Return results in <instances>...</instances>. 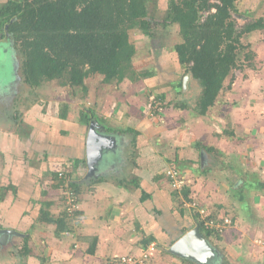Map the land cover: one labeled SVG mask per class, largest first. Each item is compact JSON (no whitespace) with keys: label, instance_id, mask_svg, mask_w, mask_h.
I'll return each instance as SVG.
<instances>
[{"label":"rangeland","instance_id":"obj_1","mask_svg":"<svg viewBox=\"0 0 264 264\" xmlns=\"http://www.w3.org/2000/svg\"><path fill=\"white\" fill-rule=\"evenodd\" d=\"M6 1L7 0H0V4ZM167 1L168 0H151L149 4L150 14L156 18H162L165 14ZM236 7L237 12L235 13V16L240 19V22L245 23V21H248L250 18L256 20L260 17L264 18V0H247V2L244 3L239 1ZM131 39L132 41L134 40L138 48L135 58L136 69L139 71H155V79H153L152 75L144 78L146 81L143 84L144 86L141 88L142 92L146 90V95H150V97L147 95V100L152 101L154 99L157 102H161L158 101L156 95L165 93L166 98L164 102H161L164 109L161 108L162 110L158 112L161 113L163 111V113H166V111H168V113H170V120H174L184 115L181 120L182 123L185 124L189 121V116H198L194 122L192 119L189 121L191 123L190 127H187L185 131L186 137L184 134L180 135L179 129L176 128L177 124L175 122L172 123V126H174L173 133L175 140L177 139V141H182L181 139H183L185 146V143H187L186 147L190 145L189 141L194 137L191 135L196 131L198 132L197 135H199L201 133H206L209 130L219 131L221 129L223 131L224 126H226V129L229 127L227 120L222 119V117L219 118L220 116L216 115V113L222 112L225 103L234 107L241 105V112L244 114L247 113L248 116L254 113L256 108L254 99H256V95L260 94L262 89L264 90V30L255 32L249 37L244 38V41L247 44H251L252 46L250 48L253 49L257 54L255 57V68L253 69L251 67L249 68L248 66H244L242 69H237L234 74L235 80L232 90L221 93L217 99L215 107H213V112L204 116L196 115L194 111L197 98L199 97L201 91V86L197 80L191 77L188 81L187 88H182L180 91H177L176 89L181 88L178 85V82L181 80L183 81L185 75L189 73H186L184 68L179 67L177 64V55L174 50V45L180 41L177 30L174 28L164 29L162 26H159L156 29V36L154 37H146L137 31V33L131 32ZM247 49L245 48L244 51H247ZM243 54L244 52L239 55V58L242 61H244ZM18 58L20 57L15 55L11 42L7 38H2L0 33V187H3L1 189V192H3L1 194L3 195L0 197V223H4L2 224L3 226H9L11 224L15 226L19 225L20 228H22L21 230L25 231L26 234L31 236L22 242L24 246H22L20 249H23L24 247L30 249L31 246L34 252L37 253V251L43 248L47 243V236L37 232V230H41L43 227L36 226L34 223L40 218V208L41 205H43V199H45V195L42 194V189L45 186L47 187L49 183L48 174L43 172L47 169H43L41 166V160L45 162L46 156L48 155V129L52 128V131L55 133H49V140L55 141V144L58 146L66 144L67 141L61 131L66 129L69 123L72 122L73 117H79V109L82 107L93 108L95 106V108L97 107L95 110L98 111L97 113L102 119L104 118L102 113H104L106 117H109V112L106 110L109 108H104L108 104L107 97L112 94L115 96V93H119V90L124 89V86L128 89H131V86L128 84L130 80H127L120 85H106L102 82V76L96 74L85 80L86 86L88 87V91L86 93H84L82 89L79 88L75 89V92L72 93L71 89L59 85L56 81L44 83L42 86L32 89L24 82L23 76L18 71V67L20 65V59ZM244 63L245 61L243 64ZM144 79L141 78L140 80ZM135 96H138V94L135 93ZM247 97H249V100L252 103L247 101ZM232 99H235L236 103L231 102L230 100ZM183 103H185L187 107H181ZM257 104H264V102L262 101ZM125 106L126 105L123 104V108ZM171 109L174 111H171ZM231 113L233 121H238L236 117L239 114H235L230 110L229 114L231 115ZM101 118L100 120H102ZM158 118L160 119V117ZM215 120H218V123H216ZM120 121L122 122V119ZM229 121H232L230 117ZM204 125L207 126L205 127ZM236 125L237 124L234 122L235 130H238V126ZM121 127L122 126L119 128ZM229 129H232V127ZM96 131L100 134L104 132L103 129L97 128ZM221 134H225L224 131L221 132ZM32 135L33 140L30 139ZM110 135L112 136V134ZM117 135L113 134L116 139V148L113 150L114 144H112L111 148H108L111 154L106 153V156L110 157L109 159L105 157V160L108 161L107 163L111 161L112 151H115V155H117L119 158L121 155L123 156V152L125 151L121 150V139L123 142V137H121L119 134ZM226 136L229 137V135ZM152 145H155V142L152 141ZM192 146L193 148H196V153H190V150L182 151V154L184 155L193 156V158L190 159L192 162L189 164L191 170L188 167L183 168V161H181L180 158L174 160V154H171L172 157H170L171 155H167V162L162 159L161 162L156 164L157 161L153 159L154 155L151 154V157H149V150L147 151L146 155L143 154V156H140L137 152L138 149L135 151H133L132 147L128 149V153L131 152L129 153V156L131 155L133 158L130 157L129 165L131 166L127 167L128 169L125 173L127 178L124 182H127L128 186L131 187L129 184L130 180L138 178H146L147 180L148 178L149 181H146L144 189L147 192L154 193L155 196H157V188L159 187L161 194L154 199L149 198L142 202L140 200L141 191L139 189L132 188L133 191L132 189H128L126 195H121L119 200H123V202H125L127 209L129 207V214L131 212L132 214L136 212L140 215V218L146 217L142 214L143 210L150 214V218L148 219H150V227H153L151 232L155 234L159 243L157 246L156 255L161 254L173 256V254L169 252V248L177 240L176 236L179 235L178 230L176 231V227H193L195 225L193 216L194 213H197L196 210L198 207H207V215L216 216V220H218L219 217H222L221 215H226L225 217L220 218L221 220L218 221H223L221 223L225 225H221L224 227V234L227 236L231 235L233 241L235 240L234 238H236L234 237L235 233L239 230H242L243 228V225L238 226L239 222H242L237 220L239 211L241 213L243 212L242 215H239L240 217L250 219V217L253 216H251V212H245L242 207L243 201L240 197L242 194H248L246 191L248 188H244L242 185L243 182H241L242 180L238 179L239 175L235 176L241 171L244 175L246 174L245 172H248L252 168H247L246 171H244L243 164L241 165L239 158L234 160L230 155H215V151L210 153L212 156H214L213 158H215L216 161L214 164H212L210 163L211 155L207 154V149H203L202 147L199 149L195 142H193ZM170 148L172 149V146ZM156 149H159V146H156ZM166 149V151H168L169 148ZM159 150L161 151L159 154H167L171 151L170 150L166 152L165 148H161ZM228 151L230 152V150ZM44 153H46V155L42 156ZM50 157L51 156L49 155L47 161H53V164H51L48 169L53 167V169L60 170L59 168H61V171H63V169H67L66 171L71 172L68 170V168H66L65 164H59L60 161L65 160L67 157L57 158L55 160ZM37 160H40V163L38 165H33L34 163H38ZM137 162L140 163L141 166L140 169H137L139 172L133 171V173H131V169L134 168V170H136V167H138ZM70 165H72L71 162ZM168 166H178V169L183 171L186 178L185 183L190 186L191 193L189 196L193 199L192 201L183 200L182 198L184 195L181 191H179L181 192L180 199H177L175 196H173V191H175V189L171 186L170 181L164 174V171H162ZM208 168H213L216 171L212 170L214 171L212 173H217L219 175H221L222 172L218 171H225L227 173L225 178L228 179L229 182L227 180L225 184H220L216 187V189H214L217 184L206 181V179L203 177L204 174L202 171H205V169ZM50 174L52 176V173ZM156 175H160L161 177L156 180ZM82 177L87 178V175ZM229 177H235L234 185L233 183L231 184L233 179H229ZM254 178L255 177L251 174L248 176V178H246V180H252ZM188 180H190L189 184ZM113 182L116 183V181ZM249 182L250 181H248V183ZM9 185L15 186L17 193H14L12 189H4V187ZM95 186L92 185L88 191H86L81 196V198H89L92 202L95 199H98L96 201L101 200L97 202L101 206H106L110 201H113L109 200L110 194L109 197L108 195H104L102 190L101 192L97 191L99 188H95ZM192 187H194L193 190L191 189ZM134 189L137 190L136 193ZM63 192L68 194V190ZM63 192L62 190L57 192L58 194L56 195V200L54 201H59V204L57 207L54 206V208L51 209L52 212L54 210V213H60L69 207L71 209L74 207L81 209L80 203L82 201L73 206V199L67 198V200H64L62 198ZM256 192H258V190H256ZM133 193L135 196H133ZM200 193H204V197H200L199 199ZM246 200L247 199L245 198L244 202ZM192 202H196V208L190 205ZM218 203H222L223 207L222 204L221 206H217ZM165 206L169 208L171 207L172 212H167L166 209L168 208ZM8 207L11 209L9 214L8 211H6L8 210ZM162 207L165 213L157 212L162 210ZM225 208H227V211H224ZM180 209L183 210L182 213ZM123 213L125 212L123 211ZM132 214L131 216L127 215L129 218L125 217V219L128 221L125 222L128 224V229H131V226L133 227L132 220H135L136 218V215L134 216ZM233 216L235 217L234 220ZM158 218H160V221H157ZM84 219L85 218L81 216L77 218V220L76 218L73 219V222L71 221V223L75 225V228L80 227V225L81 227H85V225L88 223L83 222ZM225 219H228V222H225ZM231 228H234V230H230ZM53 229L55 231V227ZM135 229V232L139 235L136 226ZM16 230H19V228ZM120 231H122V229H119L116 232L119 233ZM75 234L74 232L69 231L66 232L65 235L72 239L74 238ZM253 238H249L251 241L247 237V240H245V237L237 238L239 243H243L241 247L242 251L250 249V253H247L249 255H253L256 252H254V249H256V241L254 242L255 238ZM143 239L144 238L142 237L137 239L138 243L139 240L140 243H143ZM209 241H212L210 243H212V245L215 247L217 241L214 238H210ZM238 241L235 242L237 243ZM261 247L263 246L261 245ZM231 248V246L226 250L221 248L220 256L223 260L220 261L221 264L252 263L246 261V258L244 260H235L233 255H236L237 251L232 250ZM155 250L156 249H154V251ZM260 250L262 249L257 248V251ZM3 252V250H0V264H27L26 258H21L22 254L13 256V254L4 253L2 255L1 253ZM231 260L234 261V263H232ZM46 263L41 262V264ZM103 264H107V262H104Z\"/></svg>","mask_w":264,"mask_h":264},{"label":"trees","instance_id":"obj_2","mask_svg":"<svg viewBox=\"0 0 264 264\" xmlns=\"http://www.w3.org/2000/svg\"><path fill=\"white\" fill-rule=\"evenodd\" d=\"M239 1L168 0L164 16L156 18L150 14L151 0H7L0 4V33L2 38L11 42L15 55L20 57L18 71L30 88L35 89L44 83L56 81L71 89L72 93L78 88L86 93L88 87L85 80L92 75L102 76V82L106 85H120L127 80L134 83L141 78L154 76L155 71L136 69L138 48L131 39V32L138 31L146 37H154L159 26L164 29L174 28L180 38L174 45L177 63L186 73L191 72L192 78L199 82L201 91L194 111L196 115L204 116L213 109L221 93L232 90L237 69L244 66L255 68L257 54L244 38L264 30V18H250L245 23L240 22L235 16ZM245 48L249 50L244 51ZM242 52L244 64L239 58ZM178 85L181 88L176 89L180 91L183 81L178 82ZM156 98L164 102L166 94L160 93ZM161 102L153 99L151 104L161 107ZM182 106L187 107L185 103ZM100 118L92 107L79 109L81 124L90 126L95 121L100 126L98 129L105 128L104 131L108 133L128 134L131 144H136L137 130L131 127H111ZM196 145L207 150L214 149L200 141ZM71 162L74 170L81 169L80 172L75 175L63 169L56 171L53 178L57 188L62 192L68 190L69 195L63 192L62 198L73 199L72 205L75 206L81 202L85 191L108 177L101 175L98 178H83L88 170L87 162L81 158H71ZM191 162L190 159H184L183 168H190ZM173 167L178 169V166ZM160 177L158 175L156 179ZM87 180L90 184H87ZM124 180L126 177H122L119 184H124ZM129 182L141 188L142 202L152 198V193L142 188L138 179ZM254 184L246 181L243 186L253 187ZM2 188L0 197L3 195ZM4 189H12L17 193L13 185ZM181 192L183 200H193L189 196L191 190L188 185ZM181 192L175 190L173 196L180 199ZM50 204L48 202L43 205L38 220L54 224L57 235L63 231H73L75 225L71 221L75 218L77 220L84 212L69 207L63 213L50 215L45 210ZM180 211L183 212L182 209ZM157 212L162 213V210ZM211 217L214 216L209 215L203 219L198 212L193 216L208 240L221 238L218 229L206 226V220ZM190 228L182 226L179 236ZM153 242L158 241L152 233L144 237L142 245L148 247ZM96 245L97 237L92 240L87 252L93 254ZM25 249L28 252L30 250Z\"/></svg>","mask_w":264,"mask_h":264},{"label":"crops","instance_id":"obj_3","mask_svg":"<svg viewBox=\"0 0 264 264\" xmlns=\"http://www.w3.org/2000/svg\"><path fill=\"white\" fill-rule=\"evenodd\" d=\"M240 2L244 3L247 2V0H240ZM260 31L263 30L261 29L256 32H260ZM178 66L180 67L179 64ZM153 79H155V75L153 76ZM145 81H146L145 79L136 81L134 83L129 81L128 84H130L129 86H131L132 90L124 86V89L119 90V93L116 92L115 96L113 94L109 95L107 97L108 104L104 108H109L106 110L109 112L110 116L106 117V115L102 113V116L104 118L101 119L108 126L116 127V128H119L120 126H122L121 128L131 127L138 131L137 142L135 145L131 144L130 142L131 137L128 134L126 135V134L111 133V132H109L108 134V132L106 131H104L105 134L104 132L102 133L108 138L113 137L115 139L113 134L114 135L119 134L121 137H123V142L121 139V150L123 151L125 150L123 152V156L121 155L119 158L117 155H115L116 154L115 151H112L111 161L107 163L108 161L105 159L106 158L109 159L110 157L106 156V153L109 154L111 153L110 150L105 149L103 151L104 154L102 153V158L98 161L99 170L96 178H98L101 175L103 176L106 175L108 179L95 184L96 186L93 185L95 186V188H99L97 191L101 192L102 190L104 195L106 196L108 195L109 197L110 194L109 200H113V201H110L106 206L103 205L104 206L103 207L99 203H97L101 200L96 201L98 199H95L92 202L89 198L82 199L81 200L82 202L80 203V208L84 212L82 215L85 218L83 222H86L88 224H86L85 227L83 226L81 227L80 225V227L75 228L74 231L72 232L76 234L72 239L67 235H65L66 232L69 231H63L59 235H57L56 230L54 231L53 229L55 227L54 224L41 222L37 220L34 223V225L43 227V229L37 230V232L45 234L47 236V243L43 248L37 251V253L34 252L31 246L29 252L25 249V247L23 249H20L22 248V246H24L22 242L25 241V239L30 238L31 236L29 234H26L25 231L21 230L22 228H20L19 225L16 226L13 224L9 226L1 225L0 231L4 229H13L18 232V234L10 235L6 243L0 244V250L4 251L3 253H1L2 255L4 253L13 254V256L17 254H22L21 258L25 257L27 260V264H41V262H45V263L47 262L46 264H103L104 262H107V264H121L119 263V260L122 256L139 254L143 249H147L150 247L152 255H150V258L146 262V264H199L194 260L188 258H182L174 254L173 256L161 255V254L156 255L157 246L159 245L158 242H153L148 247H144V245H141L142 243H140V240L138 243L137 239L141 237L144 238L152 234L151 231L153 227H150V223H149L150 219H148L150 218V214H148V212H145L144 210L142 211V214L146 217L140 218V215L137 214L136 212L133 214L131 212L129 214L130 212L129 207L127 209V207L125 206V202H123V200H119L120 196L126 195L128 189L131 190L132 188H136L141 191V188L139 187L137 188L134 184L132 185V183L130 182L129 184L131 185V187L128 186L127 182H124V184L123 183L119 184V183L121 182L122 177L127 178V175H125V173L128 169L127 167L131 166L129 165L130 157H131V155L129 156V153L131 152L128 153L129 148L132 147L133 151L138 149L137 152L140 156L141 155L143 156V154L146 155L147 151L149 150L150 154L148 153V155L149 157H151V154L154 155L152 156L153 159L157 161L156 164L161 162L162 159H164V161L167 162L168 160L167 155H171V154H174V158H173L174 160L180 158L181 161H183L184 159H192L193 156L184 155L182 154V151L190 150V153L191 152L196 153L197 152V150H195L196 148H193L192 146L193 142L197 143V141L201 139L202 140V141L200 140L201 143L203 142V144H205V140H206L205 145H207V147L209 146L214 148L212 150H208L207 154L211 155L210 153H213L215 151L216 153L215 155H220V156L230 155L233 157L234 160H236L237 158L240 159L239 162L241 163V165L243 164L244 171H246L247 168H252L248 172H245L246 174L244 175L242 171L240 173L238 172L235 175V176L239 175L238 179L242 180L241 181L243 182L242 185L246 181L247 182L252 181L256 183L252 188L245 186L244 188L246 189L248 188L246 190L248 194L246 193L245 195L242 194L240 196L241 200L243 201L242 202L243 209L247 213L251 212V216L252 215L253 216L250 217V219L245 217H240L239 215H242L243 212L241 213L239 211L237 220L242 222H239L238 226L243 225L242 227L244 228V230L242 228V230L236 232L235 235L233 234L234 237H236L234 238L235 239L234 241L232 240L231 235L227 236L224 234L225 230L221 232L222 234L221 238L213 237L217 241L215 247L212 245L216 250L217 256L209 264H218V263L221 264L220 261H223L221 259L222 257L220 256L221 248L222 249L224 248L226 250L230 246L232 247L231 248L232 250L237 251V254L233 255L235 260L237 261L240 259L244 260L246 258L245 260L248 262H252L251 264H264V244L260 243L261 241L264 242V104H260V105L257 104L262 101L264 102V90L262 89L260 94L256 95V99H254L256 108L252 115L248 116L247 113L245 114L242 113L240 110L241 105L238 107L237 106L234 107V106H229L225 103L222 112L216 113V115L220 116L219 118L222 117V119L227 120V124H229V127L227 129L226 126H224L223 128L225 134H221V132H223L221 129L219 131L209 130L208 132L201 133L199 135H197L198 132L196 131L194 133L195 135L194 134L191 135L194 137L189 141L190 145L186 147L187 143H185L186 144L185 146L183 143L184 142L183 139H181L182 141H177V139L175 140L173 133L174 126H172V123L175 122L177 124L176 128L179 129L180 135L183 134L185 135V131L187 127H190L191 122L189 121L192 119L194 122L198 118V116L193 117L188 115L190 117L188 118L189 121L183 124L181 118H183L184 115L174 120H170L169 118L170 113H168V111H166V113L165 112L163 113V111L161 113L156 112L155 114L151 115L152 107H155L156 104L152 106L151 101L147 100L148 99L147 95L149 97L150 95L149 94L146 95V90L144 92L141 91V88L142 86H144L143 84ZM135 93H137L138 96H135ZM247 98H248L247 101L249 103H252L249 100V97ZM230 101L236 103L235 99L234 100L232 99ZM123 104L126 105L124 108H123ZM93 108L94 110L97 109V107L95 108V106ZM161 108L164 109V107L161 106L160 110H162ZM213 109L209 114L213 112ZM230 110L235 114H239L236 117L238 121L235 120L233 121L232 113L231 115L229 114ZM95 111L98 112L97 110ZM171 111L174 110L171 109ZM97 115L99 114L97 113ZM158 117H160V119ZM229 117L232 119V121H229ZM119 118L122 119V122L120 121L121 119ZM215 122L218 123V120H215ZM234 122L237 124L236 126H238L237 127L238 130H235ZM204 126L206 127L207 125ZM230 127H232V129H229ZM96 128L97 129L100 128L97 122H96ZM102 129L105 130V128ZM89 131H90V126L81 124L79 121V117L76 118V116L72 118V122L69 123L66 129L64 131H61V133L63 134V136H65V139L67 141L66 144H63L62 146L56 145L55 141L49 140V133L55 134L52 131V128L48 129L47 131L48 133L47 145L49 146L48 155L46 156L45 162L41 160L42 162L41 166L43 169H47L44 170L43 172L48 174L49 183L51 184L48 183V186L47 187L45 186L42 189V194L45 195V199H43L42 203L43 205L48 202L51 203L49 207L45 208V210L50 215L63 213V211L60 213H54V210L53 212L51 211V209L54 208V206L57 207L59 204V201L55 202L54 200H56V195L58 194L57 192L60 190L59 188H57V186H55L56 181L53 178V175L55 174L56 171H60L62 169L59 168L60 170H56L53 169V167L51 169H48L50 165L53 164V161L48 162L47 158L49 157V155L51 156L50 158L54 160L57 158L67 157L65 160L60 161L59 164L60 165L65 164L66 168H68V170H70L74 174L80 172L81 169L76 168L74 170V167L72 166L73 162H71V158L73 159L81 158L88 163V154H89L88 135L90 133ZM110 134H112V136ZM226 135H229V137H227ZM30 139L33 140V135ZM152 141L155 142V145H152ZM169 145L172 146V149L170 148L171 146ZM156 146H159V149L165 148V151L167 150L166 148H169L168 151L170 150L171 151L167 154L166 153L159 154L161 151L159 149H156ZM115 148H116V142L114 143L113 150ZM198 148L200 149V147ZM228 150H230V152ZM45 155L46 153H44L42 156ZM170 157H172V155ZM213 157L214 156L212 155L210 157L211 158L210 163L212 164L216 162L215 158ZM222 158H227V157H222ZM37 162L38 163H34L33 165H38L40 163V160H37ZM70 162L72 165H70ZM137 166L138 167H136V170H134V168L131 169L132 171L131 173H133V171L139 172V170L137 169L141 168L140 163L137 162ZM164 170L165 168L162 171ZM212 170L214 169L208 168L205 169V171L203 170L202 173L204 174L203 177L206 179V181L214 182L217 184L214 188L216 189L218 185L226 183L228 179L225 178V175H227V173L225 171H218V172H222L221 175H219L217 173L216 174L212 173L216 171V170L214 171ZM50 173H52V176ZM251 174L255 178L252 180H248V179L246 180V178H248V176ZM157 176L158 175H156V177ZM229 179H233L231 184L233 183L234 185L235 177L233 178L229 177ZM113 181H116V183H114ZM138 181H140L139 183L141 187L145 188V183L146 181L149 180L148 178L147 180L146 178H138ZM87 183H89V181H87ZM189 183L190 180H188V184ZM188 187L190 186L188 185ZM193 188L194 187H192L191 189L193 190ZM254 189L258 190V192H256V190ZM134 191L135 193L137 192V190L135 189ZM157 192L158 195L157 194L156 195L160 196L161 192L159 190V187L157 188ZM133 196H135L134 193ZM157 196H155V194L152 193L153 199ZM200 197L203 198L204 193H200L199 199ZM245 198L247 200L244 202ZM200 204L203 205L202 203ZM221 204L222 203H218L217 206H221ZM43 205H41V208L43 207ZM166 208H168L166 209L167 212L169 211L172 212L171 207L170 208L166 207ZM10 210H11L10 207H8V210H6L8 211V214ZM123 211L125 213H123ZM224 211H227V208H225ZM162 212H164L163 207H162ZM131 214L134 216L136 215V218L135 220H132L133 227L131 226V229H128L127 228L128 224L125 223L127 221L125 217H128L127 215L131 216ZM221 216L222 217H219L218 220H221L220 218H223L226 215H221ZM234 218L235 217L233 216V220ZM157 221H160V218H158ZM0 224H4V223H0ZM135 226L137 227L139 235L135 232L136 230ZM16 227L19 228V230H16L17 229ZM234 228H231L230 230H234ZM119 229H122V231H120L119 233L116 232ZM177 230H178V234H180L181 227L177 226L176 231ZM95 237H97L96 249L93 254H90L87 251L89 249L90 244L92 243V240ZM179 237H180L179 235L176 236V239H178ZM239 237L240 238L245 237V240H247L246 237L248 239L249 238L251 239L253 237L255 238V239L253 238L254 242L256 241L255 242L256 249H254V252L255 251L256 252L255 254H253L254 256L247 254L250 253V249L244 251L241 250L243 243H239V241L237 240V238ZM235 241L238 242L236 243ZM261 245L263 247H261ZM257 248L259 249L261 248L263 251L262 250L257 251ZM154 249L156 250L154 251ZM24 255H28L29 257ZM232 263H234V261H232Z\"/></svg>","mask_w":264,"mask_h":264},{"label":"water","instance_id":"obj_4","mask_svg":"<svg viewBox=\"0 0 264 264\" xmlns=\"http://www.w3.org/2000/svg\"><path fill=\"white\" fill-rule=\"evenodd\" d=\"M192 77L189 72L183 80V89L188 85ZM184 91V90H183ZM88 139V172L87 177L95 174L96 163L102 158L105 149L111 147L116 139L108 138L96 131V122L90 123V133ZM203 157V155H202ZM203 162V161H202ZM0 244L6 243L10 235L18 234L13 229H4L0 231ZM169 252L182 258H188L199 264H209L217 256L215 248L204 236L199 224H195L191 229L181 235L169 248Z\"/></svg>","mask_w":264,"mask_h":264},{"label":"built area","instance_id":"obj_5","mask_svg":"<svg viewBox=\"0 0 264 264\" xmlns=\"http://www.w3.org/2000/svg\"><path fill=\"white\" fill-rule=\"evenodd\" d=\"M160 111V107L159 106H155L152 107L151 110V115L155 114L156 112ZM164 174L167 177V179L170 181L171 186L178 191H181L182 188L187 185L185 183V174L183 173V171H180L179 169L173 167V166H168L165 170H164ZM60 175H62V173H60ZM190 205H192L193 207L196 208V202H192ZM74 206V204H73ZM196 212H198L201 217L203 219H206L209 215H207V210L205 207L201 208L198 207ZM225 222H228V219H225ZM220 221L216 220L215 217H211L210 219L206 220V226L210 227V228H215L218 229L220 232L224 231V227ZM260 243H263V241H261ZM151 255V248H147V249H143L139 254H134V255H126V256H122L120 258V263L121 264H146V262L149 260Z\"/></svg>","mask_w":264,"mask_h":264},{"label":"flooded vegetation","instance_id":"obj_6","mask_svg":"<svg viewBox=\"0 0 264 264\" xmlns=\"http://www.w3.org/2000/svg\"><path fill=\"white\" fill-rule=\"evenodd\" d=\"M187 88V87H186ZM87 165H88V163H87ZM98 162L96 163V169H95V174H93V175H91V176H88L87 178H89V177H96L97 175H98ZM87 172H88V170H87ZM87 172H86V174H87ZM85 174V175H86ZM86 178V177H85Z\"/></svg>","mask_w":264,"mask_h":264}]
</instances>
